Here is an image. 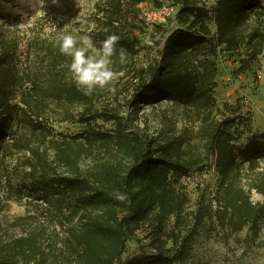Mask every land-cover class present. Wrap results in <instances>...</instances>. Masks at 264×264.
Here are the masks:
<instances>
[{
	"label": "trees",
	"instance_id": "16d2710c",
	"mask_svg": "<svg viewBox=\"0 0 264 264\" xmlns=\"http://www.w3.org/2000/svg\"><path fill=\"white\" fill-rule=\"evenodd\" d=\"M141 2L99 0L93 26L84 29L71 19L39 32L0 31V156L15 155L18 171L7 198L22 194L36 207L20 219L29 226L23 234L0 236V264H191L207 220L232 235L248 229L258 236L264 226V203L251 199L253 191L264 197V132L238 149L252 118L215 97L220 51L245 49L248 62L264 59V0H181L174 16L186 27L167 37L155 62L137 68L140 41L126 28V6ZM68 33L87 34L95 49L120 37L111 58L114 90L88 95L77 87L71 59L57 46ZM128 78L133 89L122 113L104 100L117 99ZM163 103L180 109L182 127L156 139L136 123L141 105ZM98 119L114 130L96 129ZM75 120L83 133L55 135L53 122ZM208 165L217 176L214 196L200 197L193 227L182 233L190 198L180 178ZM136 230L147 234L148 251L123 259Z\"/></svg>",
	"mask_w": 264,
	"mask_h": 264
},
{
	"label": "rangeland",
	"instance_id": "374dc122",
	"mask_svg": "<svg viewBox=\"0 0 264 264\" xmlns=\"http://www.w3.org/2000/svg\"><path fill=\"white\" fill-rule=\"evenodd\" d=\"M179 2L181 0H142L135 6L133 4L126 6L128 19L126 28L140 41L136 56L137 68H146L151 62H155L167 37L178 29L186 27L180 23L178 12L174 16L180 5ZM98 3L99 0H86L79 8L77 0H57L56 3H53V0H44V6L41 8L37 0H0V31L7 27L21 29L35 27V31L39 32L50 25L58 26L59 21L71 19H74L81 29L87 24L92 27ZM208 3L213 4V0H208ZM162 5L163 7L160 8ZM146 10H151L158 16L168 15L171 12L165 22L166 26L157 30L149 28L144 17ZM46 32H49L48 28ZM44 33L45 30L41 32ZM217 67L215 97L218 105L239 104L244 115L252 118L249 132L236 142V147L239 149L246 144L253 133L264 132V59L259 57L258 60L248 62L245 49L235 53L220 51L217 56ZM133 82L131 78L124 80L120 89L122 94L117 99L108 97L104 100V104H112L118 111L125 113V103L130 98ZM180 113L179 108L171 107L166 103L155 108L141 105L139 121L136 125L141 129L144 128L151 137L162 139L181 130ZM95 125L96 129L104 132H112L115 128L112 122L107 123L102 119H98ZM52 127L56 136H76L85 129L76 120L53 122ZM15 157V155L10 157L3 154L0 156V236L5 239L23 234L29 226L28 224L20 226L22 225L20 219L36 213L35 205H30L28 198L23 197L22 194L20 200L7 198V193H10L9 178L15 183L18 182ZM95 158L91 156L84 159L83 168L90 165ZM195 171L199 172H194V182L184 185L190 202L185 211V220L180 226L182 233L192 229L193 213L200 197L204 196L209 201L214 196L217 186V176L213 169L210 170L209 165ZM11 195L9 194L8 197H12ZM251 199L253 203H264V197L255 191L252 192ZM208 217L209 214L207 219ZM207 222L194 242L191 264H264V226L258 236L248 229L232 235L222 230L220 226L214 225L211 220ZM146 237L145 231L136 230L130 234L123 259L146 253L148 251L147 242L144 241ZM170 247H172L171 243Z\"/></svg>",
	"mask_w": 264,
	"mask_h": 264
},
{
	"label": "clouds",
	"instance_id": "9594fccd",
	"mask_svg": "<svg viewBox=\"0 0 264 264\" xmlns=\"http://www.w3.org/2000/svg\"><path fill=\"white\" fill-rule=\"evenodd\" d=\"M57 0H53L56 3ZM86 0H77L80 8ZM38 5L43 8L44 0H37ZM120 40L118 35H110L101 42V47L95 49L91 37L87 34H62L57 39V46L62 55L69 57V71L78 88L85 94L91 95L96 89L114 90L117 73L113 70L112 57L116 54L117 44ZM91 50V51H90ZM121 63L127 62V51L119 50Z\"/></svg>",
	"mask_w": 264,
	"mask_h": 264
},
{
	"label": "built area",
	"instance_id": "2783aa9c",
	"mask_svg": "<svg viewBox=\"0 0 264 264\" xmlns=\"http://www.w3.org/2000/svg\"><path fill=\"white\" fill-rule=\"evenodd\" d=\"M161 10V9H160ZM169 11H171V9H169ZM160 12V11H158ZM144 17H145V20H146V25L149 27V28H152L153 25L155 24H163L167 21V19L169 18V16L171 15V12L166 15V14H162L163 16H158L157 13H154L153 11L151 10H146L144 12ZM195 180V173H190L189 175H183L181 178H180V182L183 184V185H187V184H192Z\"/></svg>",
	"mask_w": 264,
	"mask_h": 264
}]
</instances>
